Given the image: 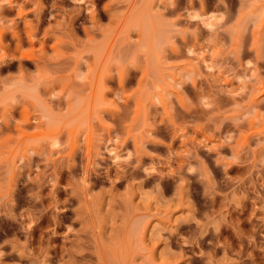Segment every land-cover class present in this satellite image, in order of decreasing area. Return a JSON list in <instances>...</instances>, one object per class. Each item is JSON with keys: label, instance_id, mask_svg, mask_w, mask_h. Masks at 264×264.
<instances>
[{"label": "rangeland", "instance_id": "rangeland-1", "mask_svg": "<svg viewBox=\"0 0 264 264\" xmlns=\"http://www.w3.org/2000/svg\"><path fill=\"white\" fill-rule=\"evenodd\" d=\"M0 264H264V0H0Z\"/></svg>", "mask_w": 264, "mask_h": 264}]
</instances>
